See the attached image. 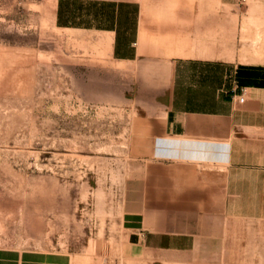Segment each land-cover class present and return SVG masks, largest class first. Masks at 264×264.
Returning a JSON list of instances; mask_svg holds the SVG:
<instances>
[{
  "label": "rangeland",
  "instance_id": "rangeland-1",
  "mask_svg": "<svg viewBox=\"0 0 264 264\" xmlns=\"http://www.w3.org/2000/svg\"><path fill=\"white\" fill-rule=\"evenodd\" d=\"M57 1L0 0V248L59 251L72 264H175L131 247L121 223L129 207L179 204L185 189L183 165L132 146L167 102L161 60H119L105 35L59 28ZM140 1L158 24L180 1L223 15L232 49L239 26L256 52L243 60L264 62V0Z\"/></svg>",
  "mask_w": 264,
  "mask_h": 264
},
{
  "label": "crops",
  "instance_id": "crops-1",
  "mask_svg": "<svg viewBox=\"0 0 264 264\" xmlns=\"http://www.w3.org/2000/svg\"><path fill=\"white\" fill-rule=\"evenodd\" d=\"M170 10L158 24L140 0L56 5L59 28L105 35L119 60L158 57L167 76L162 114L142 120L132 146L143 159L183 165L185 189L179 204L129 207L123 231L137 251L167 252L175 264H264V62L243 60L256 52L252 34L238 39L241 27L235 50L231 31L224 42L223 15L209 19L186 1ZM72 263L59 251L0 248V264Z\"/></svg>",
  "mask_w": 264,
  "mask_h": 264
},
{
  "label": "bare ground",
  "instance_id": "bare-ground-1",
  "mask_svg": "<svg viewBox=\"0 0 264 264\" xmlns=\"http://www.w3.org/2000/svg\"><path fill=\"white\" fill-rule=\"evenodd\" d=\"M231 41L230 30L225 26L224 42L228 45ZM227 48V46H225Z\"/></svg>",
  "mask_w": 264,
  "mask_h": 264
},
{
  "label": "built area",
  "instance_id": "built-area-1",
  "mask_svg": "<svg viewBox=\"0 0 264 264\" xmlns=\"http://www.w3.org/2000/svg\"><path fill=\"white\" fill-rule=\"evenodd\" d=\"M237 100H238L239 103H243L244 100H245L244 94L242 93L241 95H239L238 98H237Z\"/></svg>",
  "mask_w": 264,
  "mask_h": 264
}]
</instances>
